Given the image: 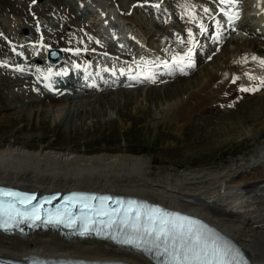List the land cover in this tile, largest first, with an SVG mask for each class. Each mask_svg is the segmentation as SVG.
<instances>
[{
  "label": "rangeland",
  "instance_id": "374dc122",
  "mask_svg": "<svg viewBox=\"0 0 264 264\" xmlns=\"http://www.w3.org/2000/svg\"><path fill=\"white\" fill-rule=\"evenodd\" d=\"M254 1L0 0V149L141 156L145 170L137 174L140 178L182 176L199 189L211 186L215 178L230 173L232 162L247 158L264 143V80H260L264 70L260 65L257 69L255 61L264 58V42L251 34V17H246L258 2L262 6V0ZM100 2L118 23L117 37L131 35L119 42L122 45L113 48L94 32L103 21ZM208 8L220 11L218 18L209 15ZM228 15L227 27L220 18L225 21ZM184 25L202 36L192 44L189 56L168 58L165 63L168 69L183 59L197 58L201 63L189 66L187 72L164 75L152 63L157 52L146 51L144 41L161 39L168 45L180 38L187 41ZM46 47L60 50V66L45 60ZM238 48L250 53L243 62L252 70H235L210 101L177 120L173 110L201 87L196 83L203 69L221 65L224 55L233 59ZM95 59L114 62L117 78L77 87L79 70L95 68ZM134 62L129 68L127 64ZM66 76L72 84L56 87L58 92L53 84L45 89L33 82L37 78L53 83ZM67 85L74 90L66 91ZM47 168L58 171L59 181L75 170L66 165ZM116 170L98 166L76 180L82 185L102 181Z\"/></svg>",
  "mask_w": 264,
  "mask_h": 264
},
{
  "label": "bare ground",
  "instance_id": "6f19581e",
  "mask_svg": "<svg viewBox=\"0 0 264 264\" xmlns=\"http://www.w3.org/2000/svg\"><path fill=\"white\" fill-rule=\"evenodd\" d=\"M254 2L256 3L257 0ZM102 4L100 2V6L98 7L99 9L102 7L99 11H103V21L100 24L101 28L99 27V31L96 32L94 30V32L100 38H106L104 40H109L113 43L112 46L114 48L119 45L121 40H124L123 38L128 33L125 32L124 36H121L122 38L117 37L116 33L118 31L116 26H118V23L116 19H113L111 13L108 12L109 10H105ZM259 4L258 2L257 7L254 8L253 6V8L249 9L248 13L250 15L246 17H251L253 25L250 30L251 34L264 42V0H262V6ZM209 10L208 8L209 15H215V18L219 16L220 11L217 9L211 8V11ZM220 21L226 22L227 19L224 21V19L221 20L220 18ZM89 22L93 24V22ZM90 28H94V26L92 25ZM184 31L188 35L187 41H181V38L180 40L175 39V43L170 45L161 39L152 38L144 41L146 51L157 52V57L152 59V63L155 65L157 63L156 66L161 67L160 71L164 75H172L182 70L184 72L189 66L199 67L201 63L198 62L197 58H194L192 61L183 59L176 64L174 60V69H168L169 66L165 63L169 61L168 58H184L192 49V44L197 42L195 40L202 36L201 33L200 35L191 30L189 25H184ZM128 36L131 37V35ZM164 46L165 48H163ZM47 48L50 47L44 49V54ZM194 51L196 54L200 53L197 52L198 49ZM236 54L233 59L222 55L221 65L216 66V68L207 67L203 69L199 80H197L198 82H195L197 85L200 84L201 87L196 91H192L189 97L173 110L175 118L183 119L184 116H188V112H191L190 110L194 107L196 108L202 102L205 104L208 100L210 101V98L216 95L215 93H218L221 88L225 87V83L229 81L231 74L235 70H237L236 72L249 68L252 70L250 63L243 62L244 57L249 56L250 53L247 50H243V48H238ZM125 56L127 57V55ZM202 56H204V58L201 57L202 61H205V55L203 54ZM128 59L130 61L133 60L132 58ZM149 61L151 63V58ZM255 61L257 62V69L258 65H260V69L264 70V63H261L264 61V58L256 59ZM61 62V60H58L50 64L58 67L61 65ZM94 62H96L95 68L92 70L81 69L78 73L86 75L85 72L88 71V74H91L89 78H92L96 83H101L103 80H106L99 76H110L111 79L109 82H114L113 79L117 78V66H115L114 62L102 59H95ZM131 63L127 64L129 68H133L136 65L135 62L133 64ZM73 68L76 69V67ZM73 68L69 69L73 71ZM260 74L262 75L260 80H264V73ZM97 77L98 79H95ZM256 83H261V81H256ZM196 84L194 85L196 86ZM79 85H81L80 81L76 86L81 88ZM64 86L61 85V88ZM65 88H70L72 89L71 91L74 90L71 85H67ZM253 152L247 158H240L238 161L232 162L230 164V170H228L229 168L227 169L230 172L229 174L222 177L219 176L210 184L211 186H205L206 188L203 189L200 187L199 189L197 185H194L195 183H187L182 176L173 177L166 175L157 181H148L140 178L137 174L143 173L145 170V163L141 156L104 153L77 155L45 150L33 152L19 147H8L6 149H0V184L17 187L22 190H38L40 192H49L50 190L76 185L81 187V189L90 191L126 194L144 193L153 201L170 202L173 204L170 206L175 209L203 217L224 231L247 254L252 255L255 264H264V162L261 160L264 156V143ZM52 165H58V167L63 165L71 166L75 170L71 177L65 181H59L56 180L58 171H54L56 172L54 173L47 168ZM98 166L113 167L117 169L116 171L125 173H115L116 171H114L111 175L108 174L106 179L102 181L97 180L89 184H84L83 182L84 185H82V182L76 180L79 179L80 174L85 170L97 168ZM30 174H35V176ZM50 176L51 178H49ZM110 176L116 178L110 179ZM82 177L84 178V176ZM85 177L89 178V176ZM30 254L43 257L69 256L92 260L117 259L129 264H151L141 254L114 246L107 241L79 238L66 239L60 237L53 231H45L42 233L34 232L25 236L15 234L7 235L0 232V257L20 259Z\"/></svg>",
  "mask_w": 264,
  "mask_h": 264
},
{
  "label": "snow or ice",
  "instance_id": "6c2138e0",
  "mask_svg": "<svg viewBox=\"0 0 264 264\" xmlns=\"http://www.w3.org/2000/svg\"><path fill=\"white\" fill-rule=\"evenodd\" d=\"M147 78L150 79L151 77ZM242 90L249 91L250 89ZM26 199L33 198L27 197ZM154 211L160 214L155 218L151 215L148 217L152 227L150 231L146 228L145 232L148 235H154L157 240L163 241L164 252L170 256L171 264H229L227 260L228 251L220 247L215 241H211L196 226V222L179 215L173 217L172 214L163 213L159 209ZM17 215L22 214L17 213ZM157 225L159 226L157 227Z\"/></svg>",
  "mask_w": 264,
  "mask_h": 264
},
{
  "label": "water",
  "instance_id": "95a60500",
  "mask_svg": "<svg viewBox=\"0 0 264 264\" xmlns=\"http://www.w3.org/2000/svg\"><path fill=\"white\" fill-rule=\"evenodd\" d=\"M46 59L49 62H54L60 60V50L54 49V48H48L46 53ZM261 160L264 162V156L261 158Z\"/></svg>",
  "mask_w": 264,
  "mask_h": 264
}]
</instances>
